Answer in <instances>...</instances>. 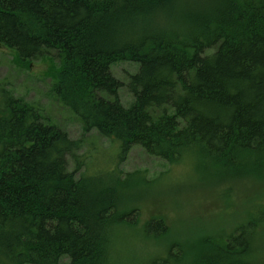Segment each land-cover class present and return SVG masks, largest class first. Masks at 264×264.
<instances>
[{"label":"trees","instance_id":"obj_1","mask_svg":"<svg viewBox=\"0 0 264 264\" xmlns=\"http://www.w3.org/2000/svg\"><path fill=\"white\" fill-rule=\"evenodd\" d=\"M193 1L0 0V47L28 68L49 61L60 104L117 142L120 159L134 147L169 163L193 153L234 182L264 166V0ZM120 62L138 66L129 107L112 73ZM47 118L0 89V264H112V226L136 224L126 200L139 179L103 189L78 180L69 160L83 167V142ZM255 230L240 225L204 250L199 239H168L171 227L153 218L143 235L166 252L138 264H177L186 247L191 264H248Z\"/></svg>","mask_w":264,"mask_h":264},{"label":"rangeland","instance_id":"obj_2","mask_svg":"<svg viewBox=\"0 0 264 264\" xmlns=\"http://www.w3.org/2000/svg\"><path fill=\"white\" fill-rule=\"evenodd\" d=\"M206 1L209 0L191 3L197 6L207 4ZM189 10L187 7L180 9L184 15H188ZM15 57V52L0 47V89L7 87L16 98L37 105L50 122L61 127L72 139L82 140L79 156L83 167L79 169L73 159L69 160V171L75 172L78 180L102 188L113 185L117 177L128 179V174L139 179V193L126 200L129 203L126 209L133 212L136 224L112 226L108 245L112 264H138L152 257H162L166 252L163 240H146L143 235V228L150 220L161 217L171 227L168 239L175 241L178 235L181 236L179 241L199 239L204 243V250L212 244L223 245L238 226L252 223L256 230L247 262L264 264V166L258 169L245 166L248 175L235 177L232 182L210 175L199 166L201 161L193 153L169 163L149 155L141 147H134L120 159L117 142L95 130L86 131L80 119L60 104L52 91L55 76L49 61L33 62L28 68ZM137 69L136 64L129 62L112 66L113 75L126 85L119 91L126 107L134 101L128 93L127 81ZM138 173L144 177L136 175ZM185 250L186 255L181 256L175 249L180 259L177 264H191L192 248ZM60 264H71V261L64 257Z\"/></svg>","mask_w":264,"mask_h":264}]
</instances>
